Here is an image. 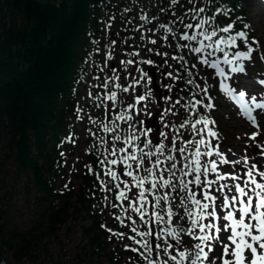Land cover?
<instances>
[{
	"label": "snow or ice",
	"instance_id": "6c2138e0",
	"mask_svg": "<svg viewBox=\"0 0 264 264\" xmlns=\"http://www.w3.org/2000/svg\"><path fill=\"white\" fill-rule=\"evenodd\" d=\"M159 14H168V19L162 21ZM159 14L144 10L141 23L129 16L122 26L133 38L132 46L121 49L126 55L120 59L123 69L133 65L132 71L124 72L131 79L121 82V71L112 66L111 74L105 71L100 80V71L109 68L107 60L116 55L117 41L110 40L95 74L99 92L94 94L91 87L88 92L92 97L89 123L99 132L88 129L94 140L87 151L95 150L99 167L92 162L85 167L97 176V187L105 193L100 211L110 205L116 209L111 215L130 230L111 228L107 223L103 227L111 233L110 240L115 236L125 241L124 248L137 253L143 264H264V164L250 155L230 159L221 150L219 122L211 114L218 108L210 91L214 85L201 84L196 78H218L220 88L256 129L248 143L264 149V92L237 90L238 80H234L236 74L248 72L246 65L253 61V53L264 59V46L256 36H249V23L237 28L235 18L226 23L218 19L231 17L219 0H169ZM113 20L115 15L106 22L109 31ZM136 32L143 42L139 46ZM121 42L127 43V38ZM165 47L170 51H161ZM145 48L151 55L140 54ZM156 56L164 58L163 65ZM177 63L183 64L190 79L183 77ZM164 65L172 69L163 73L172 78L166 88L174 89L175 82L185 78L183 87L192 85L195 90H190V98L181 94L174 99L167 94L164 99L171 104L162 106V114L150 113L149 97L156 99L152 96L153 73L158 74ZM257 79L264 85V79ZM144 84L150 87L139 91L138 86ZM93 103L105 109L100 116L91 115ZM177 105L190 112L180 123L166 119L178 114ZM77 108L78 118L84 119V108L79 104ZM141 111L162 127L142 118ZM65 139L72 141L73 137ZM257 155L264 160V151ZM185 237L193 243L188 244Z\"/></svg>",
	"mask_w": 264,
	"mask_h": 264
},
{
	"label": "trees",
	"instance_id": "16d2710c",
	"mask_svg": "<svg viewBox=\"0 0 264 264\" xmlns=\"http://www.w3.org/2000/svg\"><path fill=\"white\" fill-rule=\"evenodd\" d=\"M242 1L219 0L231 17L218 19L226 23L235 18L236 27H243L247 21L242 18ZM168 4L169 0H0V264H134L135 260L143 264L137 253L124 248L125 241L115 236L110 240L111 233L103 227L107 223L130 230L111 215L116 209L110 205L100 211L105 193L97 187V176L85 167L88 162L99 167L95 150L80 155L75 163V150L93 143L94 137L86 131L99 129L85 124L81 130L72 116L80 99L92 100L82 86L90 82L92 92H99L95 74L109 41L117 37L121 43L127 36L131 42L117 47L115 57L107 60L109 68L100 71V80L105 71L111 74L112 66L120 71V59L126 55L121 49L133 45L122 28L127 18L142 22V11L159 14ZM125 7L131 10L122 12ZM112 15L117 20L109 31L105 25ZM159 18L167 20L168 14ZM139 38L136 32L137 46ZM88 55L94 58L91 70H80ZM176 65L183 77L191 78L183 64ZM162 69L172 70L168 65ZM124 72L121 82L126 79ZM185 78L165 93L174 99L181 94L190 98L195 88H184ZM143 90L141 86L139 91ZM158 94L152 86L156 99L150 96L148 106L164 100L165 94ZM177 107L178 114L168 119L190 117L184 107ZM84 134L87 140H82ZM69 135L72 141L65 139ZM185 241L193 243L188 237Z\"/></svg>",
	"mask_w": 264,
	"mask_h": 264
},
{
	"label": "rangeland",
	"instance_id": "374dc122",
	"mask_svg": "<svg viewBox=\"0 0 264 264\" xmlns=\"http://www.w3.org/2000/svg\"><path fill=\"white\" fill-rule=\"evenodd\" d=\"M241 5L244 7V17L247 21V23L250 24V28L247 30L249 32V36H256L260 44L264 46V2L263 0H243L241 2ZM133 15V14H132ZM134 16V15H133ZM117 20V17L115 18ZM140 23V22H139ZM137 35L140 36V32H137ZM151 35V33H149ZM129 36V35H128ZM127 38V36H125ZM113 40H116L118 43V38L114 37ZM106 41V40H105ZM127 41L129 39L127 38ZM116 43V46H117ZM128 43V42H127ZM143 43V42H141ZM124 44V43H119V45ZM122 46V45H121ZM120 47V46H119ZM243 47V45H242ZM260 49H258L259 51ZM163 51V49H161ZM165 51V49H164ZM147 49H143L142 54H146ZM150 55L149 53H147ZM90 56H86L85 60L83 63L80 64V61L78 65H81V69L83 70L84 68L89 70V67L91 64L88 62V58ZM158 59L163 61L164 58L161 56H158ZM181 65V63H179ZM248 67V72L247 73H238L236 74L234 80H238L236 83L237 90H240L241 88L247 90L249 94L252 93H262L264 92V85H261L257 79L259 77L260 79H264V59H262L259 55L256 53H253V61L252 62H247ZM78 67V66H77ZM178 67V65H176ZM204 70L206 73L210 72V69L208 66H203ZM122 71H132L130 67L128 69H123V66L121 67ZM120 70V71H121ZM195 69H193V75H195ZM164 69L160 68L159 73H154L156 75V78L158 80V85L160 88V93H162L164 90L168 89L165 87V85L169 82L167 79V76L163 75ZM135 76L136 74L133 73ZM189 77H191L188 74ZM197 79L200 80L201 84H207L211 82L214 87L210 89L212 92L213 96L216 97V104L218 105V108L214 109L212 111V115L216 118V120L219 122V130L222 136V145H223V151H225L230 159H235L238 158V156H243V155H250V156H255L258 161H260L262 164H264V160L261 159L257 153L264 151V149H260L259 145L253 142L252 144H249L248 141L251 140L250 133L255 131V127L251 124L250 121L246 119L242 115V113L239 110L238 105L235 104L233 100H231L230 97H228L223 90L220 88L219 84L217 83L218 78L208 75L206 78L197 76ZM126 79H131L130 77H126ZM89 85V84H88ZM88 85L82 86V89L84 90V95L89 98L90 96L88 95ZM154 85V83H153ZM152 85V86H153ZM145 87V84L144 86ZM141 86H138V90H140ZM146 88V87H145ZM167 94L164 95V97ZM159 97L162 95L158 94ZM158 97V98H159ZM163 97V99H164ZM84 98V97H83ZM92 103V100L89 99H80V101L76 104L82 108H84V119H79L78 118V108L77 106L75 107V112L74 115L72 116L75 119V126L78 127L79 129H83L84 125H90L89 119H88V104L87 103ZM170 101H166L165 99L160 102V104L148 106V111L150 113H161L162 114V106L170 105ZM94 104V103H93ZM99 109V113H102L104 111L103 107L97 108L95 107L93 111V116H100L98 115L99 113L96 114L97 110ZM183 112V111H182ZM185 113V111H184ZM183 113V114H184ZM145 117V114H143ZM188 117V116H184ZM172 119H174L171 116ZM183 117L178 118V123L182 122ZM189 118V117H188ZM145 119H148L149 123H155L156 127H162L160 122L153 121L148 117H145ZM168 119V117H166ZM170 120V119H169ZM177 120H170L172 122H175ZM264 135V134H262ZM88 135L84 134L82 137V140H87ZM171 138V136L169 137ZM257 140H260V137L256 138ZM262 143H264V140H261ZM83 147H78V149L75 150L76 158H75V163L77 164L80 162V158L77 159V157H80V155L89 153L87 149L89 148L88 143L82 145ZM245 149H247V153H245ZM77 249V248H76Z\"/></svg>",
	"mask_w": 264,
	"mask_h": 264
}]
</instances>
